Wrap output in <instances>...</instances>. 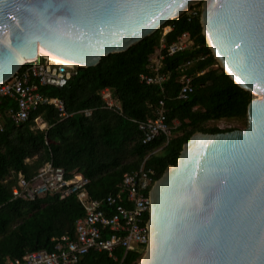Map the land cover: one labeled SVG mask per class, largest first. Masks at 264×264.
<instances>
[{
  "label": "water",
  "instance_id": "1",
  "mask_svg": "<svg viewBox=\"0 0 264 264\" xmlns=\"http://www.w3.org/2000/svg\"><path fill=\"white\" fill-rule=\"evenodd\" d=\"M195 5L211 55L254 99L243 130L193 134L154 182L137 264H264V0H0V85L43 55L96 67Z\"/></svg>",
  "mask_w": 264,
  "mask_h": 264
},
{
  "label": "trees",
  "instance_id": "2",
  "mask_svg": "<svg viewBox=\"0 0 264 264\" xmlns=\"http://www.w3.org/2000/svg\"><path fill=\"white\" fill-rule=\"evenodd\" d=\"M165 27L171 28L164 37L167 44L186 33L195 48L164 60L161 71L170 77L161 92L140 83L139 76L148 73L149 57ZM202 55L205 60H197ZM186 61L192 62L188 75L204 73L193 79L194 92L189 98L178 101L175 69ZM106 88L119 103V111L106 108L100 99L98 93ZM38 91L61 100L65 117L51 106L40 107L26 122L13 125L5 118L12 102L0 101L4 118L0 134V264L22 260L34 251L51 252L55 241L63 236L74 239L75 222L83 217L75 196L12 199L18 173L30 180L47 163L67 174L76 170L89 181L86 191L90 198L102 199L114 194L123 174L137 170L145 159V169L154 171V180H158L167 167L176 164L182 146L193 134L237 130L206 125L220 120H246L247 106L254 99L218 66L202 35L199 17L188 20L184 16L169 21L126 52L102 58L96 67L78 68L65 87H40ZM159 100L164 102L167 121L179 123L162 150L164 138L143 144L132 122L153 118ZM85 111L90 112L89 117L84 116ZM35 119L45 128L38 129ZM158 151L163 154L156 155ZM143 253L144 248L131 251L122 264H137ZM78 264L115 263L106 254L89 253Z\"/></svg>",
  "mask_w": 264,
  "mask_h": 264
},
{
  "label": "built area",
  "instance_id": "3",
  "mask_svg": "<svg viewBox=\"0 0 264 264\" xmlns=\"http://www.w3.org/2000/svg\"><path fill=\"white\" fill-rule=\"evenodd\" d=\"M200 9V5L192 6L182 16L188 20L195 19L200 16ZM170 31L168 27L161 34L157 48L149 57L148 73L139 76L140 83L157 87L161 92L170 77L169 73L161 71L164 60L195 48L194 41L186 33L167 44L164 37ZM205 58L202 55L197 60ZM40 59L25 64L14 77L0 85V101L5 99L13 104L5 111V118L13 125L26 122L29 115L40 107L51 106L59 116L65 117L63 102L40 94L38 89L65 87L77 75L78 67L43 57ZM191 64V61H186L175 69L179 84L176 92L178 101L189 98L194 92L193 79L204 73L188 75L186 71ZM98 95L106 108L119 111L120 105L113 99L110 89H103ZM84 116L89 117L90 112L85 111ZM132 122L141 133L143 144L164 138L160 150L179 126L178 121H167L163 100L158 101L153 118ZM35 123L38 129L45 128L39 119H35ZM3 131L4 118L0 113V134ZM145 161L137 170L123 174L116 192L102 199L90 198L86 191L89 181L76 170L67 174L47 163L30 180L18 173L12 199L34 201L47 195L58 196L59 199L75 196L83 217L75 222L74 239L63 236L55 241L51 252H30L22 260L13 259L4 264H78L89 253H103L113 263L122 264L131 251L141 248L145 251L148 244L149 192L155 182V173L145 169Z\"/></svg>",
  "mask_w": 264,
  "mask_h": 264
},
{
  "label": "rangeland",
  "instance_id": "4",
  "mask_svg": "<svg viewBox=\"0 0 264 264\" xmlns=\"http://www.w3.org/2000/svg\"><path fill=\"white\" fill-rule=\"evenodd\" d=\"M168 27H165L162 29L161 34L166 30ZM39 125V124H38ZM246 125V120H220L216 122H210L206 125L208 128H218V129H229V128H234L237 130H243ZM163 151H158L156 152V155H162ZM140 259H138L139 262ZM137 262V263H138Z\"/></svg>",
  "mask_w": 264,
  "mask_h": 264
},
{
  "label": "bare ground",
  "instance_id": "5",
  "mask_svg": "<svg viewBox=\"0 0 264 264\" xmlns=\"http://www.w3.org/2000/svg\"><path fill=\"white\" fill-rule=\"evenodd\" d=\"M43 56L46 57L47 59L53 60V61H55V62L63 63V64H65V65H70L69 63H66V62H64V61H61V60L56 59V58H54V57H51V56H49V55H43Z\"/></svg>",
  "mask_w": 264,
  "mask_h": 264
}]
</instances>
